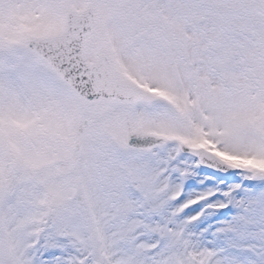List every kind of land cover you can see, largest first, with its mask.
<instances>
[{"label":"snow or ice","instance_id":"snow-or-ice-1","mask_svg":"<svg viewBox=\"0 0 264 264\" xmlns=\"http://www.w3.org/2000/svg\"><path fill=\"white\" fill-rule=\"evenodd\" d=\"M0 264H264V0H0Z\"/></svg>","mask_w":264,"mask_h":264}]
</instances>
